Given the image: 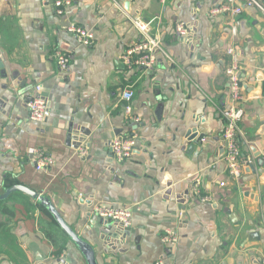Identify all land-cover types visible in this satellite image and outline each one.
Wrapping results in <instances>:
<instances>
[{"label":"crops","instance_id":"1","mask_svg":"<svg viewBox=\"0 0 264 264\" xmlns=\"http://www.w3.org/2000/svg\"><path fill=\"white\" fill-rule=\"evenodd\" d=\"M57 1L9 0L0 7V264H94L39 197L93 251L95 264H258L264 15L238 3L240 15L213 16L228 0H71L59 14ZM131 18L151 23V37L161 42L153 73L120 59L139 43ZM177 23L187 26V40L176 36ZM72 25L93 32L94 44H79L68 32ZM229 48L240 56L241 152L252 161L239 180L230 176L221 142ZM58 51L69 58L65 72ZM38 85L49 106L42 124L30 122L26 106ZM127 88L135 92L132 119L119 97ZM120 135L137 139L123 163L110 149ZM37 151L52 158L40 172ZM97 207L130 209L131 227L103 220ZM168 230L178 237L173 246L162 241Z\"/></svg>","mask_w":264,"mask_h":264},{"label":"built area","instance_id":"2","mask_svg":"<svg viewBox=\"0 0 264 264\" xmlns=\"http://www.w3.org/2000/svg\"><path fill=\"white\" fill-rule=\"evenodd\" d=\"M9 0H0V7ZM133 2L135 0H128ZM166 0H162L165 2ZM256 9L264 15V4L259 0H228L227 3L222 4L212 10V15H219L222 13H229L238 16L242 13L241 5ZM71 5V0H58L55 2V7L58 13L62 14L60 10L64 6ZM131 23L138 33L139 43L129 49L123 56L121 61L131 70H137L143 73H153L157 64V52L160 50L161 42L157 38L151 37V23H146L140 18H131ZM68 32L73 34L79 44L90 47L95 42V35L93 32L81 27L72 25L68 28ZM176 36L180 40H187L189 30L184 23H177L175 28ZM228 54L231 56V64L226 69V75L229 79V101L222 110V115L225 119V128L222 136V147L224 149L223 160L227 164L230 176L239 180L246 165L251 164L252 161L245 160L241 152V142L246 140L245 134L241 127L242 122L246 116V109L243 103V86L241 84V62L239 53L233 49H228ZM55 59L61 72L68 69L69 58L61 51L56 52ZM43 86L35 87L33 93L27 97L26 106L29 110V120L32 123L42 124L45 122L49 106L48 102L42 97ZM120 100L129 103L126 106L127 116H132L131 102L135 97V92L131 88L124 89L119 94ZM134 121V120H132ZM131 121V122H132ZM139 120L135 119L137 123ZM136 137L131 135H120L114 137L110 142V149L114 159L118 163L126 162L131 159L137 148ZM81 155L86 152L82 146L78 148ZM35 168L37 171H43L52 164V158L43 151L35 153ZM201 202L208 201L207 197L200 198ZM95 214L105 221L120 224L125 228L131 227L132 211L130 209H113L105 207L95 208ZM162 241L167 246L177 244V235L168 230L162 236ZM155 264H167L166 261L160 260ZM258 264H264V256L259 260Z\"/></svg>","mask_w":264,"mask_h":264},{"label":"water","instance_id":"3","mask_svg":"<svg viewBox=\"0 0 264 264\" xmlns=\"http://www.w3.org/2000/svg\"><path fill=\"white\" fill-rule=\"evenodd\" d=\"M193 135H194L193 137H195L196 133L194 132ZM199 139L202 140L203 137H199ZM83 142L84 140H80L78 148H80L83 145ZM18 189L25 190L24 188H21V187H18ZM25 191L31 194V196H33L34 198L37 197V194L31 191H28V190H25ZM39 202L42 204V206H44L52 214V216L54 217L58 225L67 233V235L71 238V240L75 244H77L79 248L82 250V252L86 256H88L89 259L92 260V262L95 264L93 251L73 232V230H71V228L66 224V222L63 220V218L60 216V214L57 212V210L54 208L51 202H49L48 200L42 197H39Z\"/></svg>","mask_w":264,"mask_h":264},{"label":"trees","instance_id":"4","mask_svg":"<svg viewBox=\"0 0 264 264\" xmlns=\"http://www.w3.org/2000/svg\"><path fill=\"white\" fill-rule=\"evenodd\" d=\"M43 208H44V207H43ZM49 215H50V217L53 219V221L56 223L54 217L52 216V214H50V212H49ZM47 236L50 238V235H49V234H47Z\"/></svg>","mask_w":264,"mask_h":264}]
</instances>
